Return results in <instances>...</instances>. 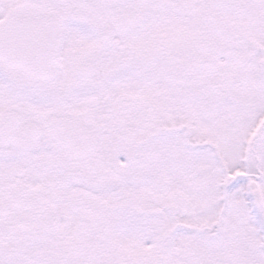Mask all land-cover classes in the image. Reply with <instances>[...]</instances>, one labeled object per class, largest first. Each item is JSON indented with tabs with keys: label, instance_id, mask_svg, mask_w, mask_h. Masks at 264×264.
I'll return each mask as SVG.
<instances>
[{
	"label": "snow or ice",
	"instance_id": "6c2138e0",
	"mask_svg": "<svg viewBox=\"0 0 264 264\" xmlns=\"http://www.w3.org/2000/svg\"><path fill=\"white\" fill-rule=\"evenodd\" d=\"M0 264H264V0H0Z\"/></svg>",
	"mask_w": 264,
	"mask_h": 264
}]
</instances>
